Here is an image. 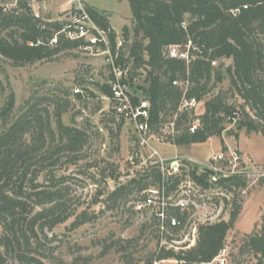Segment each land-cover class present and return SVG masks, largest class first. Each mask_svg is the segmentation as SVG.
Instances as JSON below:
<instances>
[{"label": "trees", "instance_id": "obj_1", "mask_svg": "<svg viewBox=\"0 0 264 264\" xmlns=\"http://www.w3.org/2000/svg\"><path fill=\"white\" fill-rule=\"evenodd\" d=\"M127 1L130 24L122 27L120 52L126 48L124 61H132L136 75L137 71L145 72L137 88L149 104L146 121L149 132L158 133L160 115L171 117L184 93L187 99L203 103L197 116L200 127L190 132L189 124L195 116L192 112H178L175 122L178 132L170 143L190 145L221 136L224 123L234 119L237 128L264 135V0ZM84 5L95 23L107 32L111 49L115 51L116 34L106 12ZM3 7L0 6V56L13 65L48 60L60 51L78 46V42L62 36L57 44L49 45L52 29L60 26V22L46 23L35 17L28 0H18L15 6L5 10ZM170 48L176 49L175 56L169 54ZM227 58L231 62L224 66L220 60ZM225 78L228 90L242 100L241 104L229 103L222 90L210 92ZM173 80H181L183 85H174ZM134 82L131 80V84ZM98 86L110 99V108L113 107L108 84ZM4 90L0 81V97ZM89 94L95 97L92 92ZM74 96L79 99L82 95L76 91ZM132 99L138 102L137 97L132 96ZM36 101L32 102L29 97L19 109H14V95L10 92L0 107V264H15L10 259L17 264H48L32 240L39 241V231L64 222L76 212L68 204V187L63 184L68 177L57 178L49 169L61 162L62 155L66 162L74 163L76 153L88 142L87 134L83 128L62 123L61 114L68 106L67 101L54 113L47 107L39 108ZM114 136L118 137L117 132ZM126 162L133 166L135 175L128 177L130 172H127L128 179L107 193L103 200L107 208L110 204L129 203L128 210H133L134 202L144 197L154 181L161 183V172L155 165H140L138 157L133 163ZM105 169L111 172L102 175L104 184L108 178H118V166ZM43 171L45 179L39 181ZM188 175L203 188L213 186L232 191L246 186L241 174L216 177L201 171L199 175L194 168ZM148 177H152V183L146 181ZM212 177L215 178L208 182ZM240 209V204L235 203L228 220L198 224L192 246L178 251L161 247L146 258L145 264H151L154 258L184 260L186 264L210 260L223 249L226 234ZM185 217L180 218L185 220ZM92 219L80 211L72 225L75 227ZM240 243L241 254L250 252L255 264H264V212ZM233 257L234 264L241 263L235 255Z\"/></svg>", "mask_w": 264, "mask_h": 264}, {"label": "rangeland", "instance_id": "obj_2", "mask_svg": "<svg viewBox=\"0 0 264 264\" xmlns=\"http://www.w3.org/2000/svg\"><path fill=\"white\" fill-rule=\"evenodd\" d=\"M17 1L0 0V6L8 9L15 6ZM31 1L28 0L29 3ZM45 1L34 0L35 11L41 18L46 14L50 15L49 8L44 6ZM52 1L69 3L68 0H48L49 6ZM82 1L104 10L116 30L121 29L130 14L127 0ZM54 11L56 12L55 9ZM65 12H58L57 15L54 13L55 20H59ZM67 17L69 15L63 19ZM262 41L264 42V34ZM124 49L120 55L124 53L122 56L127 58L126 48ZM220 62L226 66L231 60L227 58ZM144 73L142 70L137 71V75L134 73L136 81L130 85V94L138 100H142V92L137 87L142 84ZM109 77V63L105 54L88 55L77 49H69L60 51L51 59L19 66L0 56V81L5 89L0 97V107L10 92L14 95V109H19L31 97L32 102L37 100L39 108L47 107L50 113H54L59 105L67 101L68 106L61 114L62 123L83 128L88 137L87 144L76 153L77 160L74 163L66 162V157L62 155L61 162L49 169L57 178L68 177L63 184L68 187V204L76 212L64 222L52 228L45 227L43 232L39 231V241L35 238L32 240L34 247L39 246V255L45 257L48 264H58L61 261L65 264H145L146 258L161 247L178 251L192 246L198 224L228 220L234 204L239 203L241 209L233 227L226 234L223 249L230 260L235 255L240 264H255L254 255L246 251L241 254L239 246L242 236L252 231L255 222L259 221L264 212V135L259 131L248 132L245 128H237L234 119L224 123L225 130L221 136H212L203 144H165L164 150L157 146L160 155L168 159L166 164L169 172H174L172 180L175 184L171 190L188 192L190 196L187 209L172 211L179 219L178 225L168 227L160 238L156 220L150 212L128 210L129 203L124 206L110 204L107 208L103 201L119 182H125L129 176L135 175L133 166L126 162L133 150L141 149L142 155L149 160L146 161L147 166L153 165L157 160L156 157H149L148 146H141L132 123L120 119L110 108V99L101 93L98 84H107ZM180 81L178 80V85L181 87L183 82ZM228 88V80L225 78L222 83L210 89V92L222 90L229 103L241 104L242 100L238 96H232ZM76 91L80 92L81 98L74 96ZM90 92L95 97L90 96ZM52 126L54 127L53 123ZM116 132L117 138L114 136ZM154 142L156 141H149L150 145H155ZM220 153L224 157L214 159ZM231 153L238 156L233 166L227 162ZM113 166H118L116 174L119 176L116 180L106 179L104 184L102 175L111 172V169L106 170L105 167ZM204 167L212 169L216 177L241 174L246 180V186L232 191L213 186L203 188L190 179L188 172L195 168L200 175ZM127 172H130L128 177ZM44 174L45 171L39 181L45 179ZM211 180L213 178H209L208 182ZM146 181L152 183V177H148ZM154 183L150 188L158 186L156 181ZM80 211L93 219L74 227L72 224L75 222V215ZM181 216H186L185 220ZM119 245L129 247L122 249ZM10 261L17 264L12 259ZM157 261L158 264H182L177 259ZM231 264H234L233 261Z\"/></svg>", "mask_w": 264, "mask_h": 264}, {"label": "built area", "instance_id": "obj_3", "mask_svg": "<svg viewBox=\"0 0 264 264\" xmlns=\"http://www.w3.org/2000/svg\"><path fill=\"white\" fill-rule=\"evenodd\" d=\"M70 7L65 10V15L69 17L63 19L57 18L53 20L49 17L42 18L46 23L59 21L60 26L52 29V34L48 40L49 45H55L62 36L69 41L78 42L77 50L88 54H105L110 68V77L107 82L112 94V109L115 114L131 122L134 127V132L137 135L141 146H148L150 151L149 157H156L155 165L161 172V183L156 188H149L145 191L142 199L137 200L133 204V210L138 213L150 212L156 220L157 232L162 238L166 233L168 227L177 226L179 219L172 213L173 209L184 211L190 204V196L188 192H174L171 190L173 186L172 177L174 172H169L166 161L168 159L160 155L158 148L155 145H150V140H155L157 143L174 142L177 134L176 118L178 112H192L195 116L189 124V131L195 132L200 127V119L197 117L202 110V101L194 98L187 99L185 94L177 105L176 112L171 117L166 118L164 114L160 115V123L158 133L154 134L148 131L146 121L149 117V104L147 100H138L133 102L130 94L131 80L136 81L133 75L134 67L132 61H124V57L120 58V48L123 44L121 36L115 37V51L111 49V45L107 36V32L101 29L95 21L91 18L82 0H69ZM5 10L6 8L3 7ZM33 10V9H32ZM68 11V12H67ZM234 11H237L235 9ZM35 17L41 18L36 11H33ZM169 54L176 55V49L170 48ZM172 84L178 85V80H173ZM173 144V143H171ZM140 153V155H139ZM140 159V165H146L147 157L143 156L141 149L133 150L129 156L128 161L133 163L135 158ZM177 156L175 155L174 158ZM223 153H220L216 158H223ZM238 156L235 153L229 154L227 162L232 166L237 162ZM149 162V160L147 161ZM213 179L215 177H212ZM158 259L152 261L153 264H158ZM182 264H186L184 260H177ZM190 264H231V260L225 255V249L220 250L214 257L208 261L192 262Z\"/></svg>", "mask_w": 264, "mask_h": 264}, {"label": "crops", "instance_id": "obj_4", "mask_svg": "<svg viewBox=\"0 0 264 264\" xmlns=\"http://www.w3.org/2000/svg\"><path fill=\"white\" fill-rule=\"evenodd\" d=\"M51 1V0H50ZM69 1V0H68ZM85 3V2H84ZM30 5H31V7H32V9H33V11H35V3H34V0H32L30 3H29ZM44 6L46 7V9L47 8H49L48 9V12L50 11V15L49 16H47V14H46V16L45 17H42V18H47V17H49V18H51V19H55V17H54V13H55V15H57L58 14V12H61V11H65V10H67L69 7H70V4L69 3H66V2H62V3H55V1L53 2L52 1V3L50 4V6H49V2H48V0H46L45 1V3H44ZM91 6H93V7H95L94 5H91ZM97 10H99V11H104V10H100V9H98L97 7H95ZM54 9L56 10V12L54 11ZM47 12V13H48ZM51 12H53V13H51ZM105 12V11H104ZM130 15H131V13L128 15V17H127V21L124 23V24H127V25H129L130 24ZM106 16H107V14H106ZM57 18V17H56ZM108 18V17H107ZM109 20V19H108ZM109 24H110V22H109ZM123 24V25H124ZM110 26H111V28L114 30V32H115V34H116V36L117 37H119V36H121L120 35V32H121V30H122V27H121V29L120 30H116L111 24H110ZM109 70H110V68H109ZM155 143V147H157L158 146V148H159V146L160 147H162L161 149L162 150H164V146H165V144H168V145H171V146H175L174 144H171V143H157V142H154ZM202 144H203V142H202ZM159 150V149H158Z\"/></svg>", "mask_w": 264, "mask_h": 264}, {"label": "water", "instance_id": "obj_5", "mask_svg": "<svg viewBox=\"0 0 264 264\" xmlns=\"http://www.w3.org/2000/svg\"><path fill=\"white\" fill-rule=\"evenodd\" d=\"M202 171L208 172L211 176L215 175V172L212 169H209L207 167L202 168Z\"/></svg>", "mask_w": 264, "mask_h": 264}]
</instances>
